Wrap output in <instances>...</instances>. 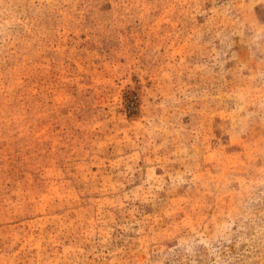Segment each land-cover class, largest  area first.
Masks as SVG:
<instances>
[{
	"label": "rangeland",
	"instance_id": "rangeland-1",
	"mask_svg": "<svg viewBox=\"0 0 264 264\" xmlns=\"http://www.w3.org/2000/svg\"><path fill=\"white\" fill-rule=\"evenodd\" d=\"M0 264H264V0H0Z\"/></svg>",
	"mask_w": 264,
	"mask_h": 264
}]
</instances>
